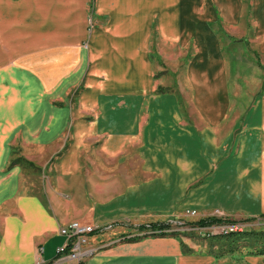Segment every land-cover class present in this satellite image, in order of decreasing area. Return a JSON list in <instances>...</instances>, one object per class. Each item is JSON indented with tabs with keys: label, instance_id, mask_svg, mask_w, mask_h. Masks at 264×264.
Wrapping results in <instances>:
<instances>
[{
	"label": "crops",
	"instance_id": "crops-1",
	"mask_svg": "<svg viewBox=\"0 0 264 264\" xmlns=\"http://www.w3.org/2000/svg\"><path fill=\"white\" fill-rule=\"evenodd\" d=\"M93 1L0 0V264H72L56 253L71 221L102 231L83 264H220L178 235L140 232L186 210L264 220V92L229 109L236 53L223 48L235 28L264 54V0L247 18L241 0L202 14L186 0ZM156 21L165 43L194 28L183 67L168 69L151 43ZM42 159L55 162L37 190L22 164Z\"/></svg>",
	"mask_w": 264,
	"mask_h": 264
},
{
	"label": "rangeland",
	"instance_id": "rangeland-1",
	"mask_svg": "<svg viewBox=\"0 0 264 264\" xmlns=\"http://www.w3.org/2000/svg\"><path fill=\"white\" fill-rule=\"evenodd\" d=\"M215 1H219V0H215ZM250 1L251 0H241L243 4V11H241V16L243 18L244 17L247 18L251 14ZM92 2L94 1L89 0V11L91 8L90 4ZM212 2L213 0H209V1L201 0L200 3L196 4L197 6L192 7L190 0H186L185 3H187V6H185V9H187L191 13L202 14L206 8L213 6L212 4H208ZM157 25H158L157 21L153 23L152 26L153 35L151 36V43L153 44V46H155V48L157 47L158 51L162 54V56L166 60L168 69H176V68L179 69L183 67L192 58L193 53L195 52V48L192 43L193 40H191V36H190L193 33L194 28L192 29V32L190 34L185 33L181 42L175 44L171 42L165 43V41L162 38H160L159 32L157 31L158 30ZM191 27H192L191 23L183 24V29L185 31L191 30ZM228 31L232 36H234L235 39H232V41L230 42L225 39V41L223 42L224 53L226 54V56L228 54L236 53L235 56L232 55L231 57L229 56L231 60L228 58V61L230 60V65L227 71V78L229 82V87H231L230 89L231 105H229V109H231L232 111L243 112L249 107V104L253 100L254 95L264 92V80L263 83L257 80V78L264 79V68H263L264 54L257 55V57L259 56L258 58L254 57L253 50L248 45L243 43L246 41V38H248V36L246 35L245 36L246 38L243 41L242 39L243 37L237 34L238 31L235 30V28L232 29L229 28ZM235 36H237V38ZM254 50L257 52L256 49ZM252 62L256 66L258 65V67L260 68L258 69L255 68ZM169 76L171 75L169 74ZM237 79H239L240 82H237ZM65 141H66V137L64 138L63 142ZM54 162L55 160L53 159L48 161H46V159H42V162L35 166L30 165L31 166L30 167L27 166L26 164H22L25 175H28V179H27L28 182L26 181L28 186L30 187L33 186L37 190L43 188V185L47 182V176L49 173L48 171H50V169L52 170ZM105 164L110 166L107 167L108 170L106 172L108 173H110L112 169H117L114 163L112 165V164H107L105 162ZM121 169L122 172L126 174L127 166H122ZM186 211H184V213H181L180 215L181 217L180 216H176L174 218L171 217L172 219L170 218L171 220L168 221L169 228H171L172 232L178 235L176 236L179 237L181 241L183 242L186 241L187 243H189L188 246H191L190 248L193 249V252L199 251L204 254L212 253L213 255H217V256L222 255L220 258L218 257L220 264H250L248 262L249 261L251 262L252 259L255 258V256L249 255L248 248L246 247L248 243L244 241H237L234 245L233 251L229 252L228 245L223 243L222 239L216 238L221 236V234L217 230H214L216 228L200 229L192 226L191 223L193 221H191V219L185 216ZM218 218L227 219L225 217H218ZM185 222H187V225H184ZM70 223H78L80 225L96 227L95 225L92 224H84L79 221H71L60 227L58 229V234L60 235L59 230L61 228L68 226ZM232 224L238 225V229H240L239 232L264 231V220H247L244 222L237 221L236 223H232ZM96 233L99 232L97 231ZM140 233H144V231ZM93 234L90 235L89 237V246H91L92 243L91 237L93 236ZM109 237L107 240H105L106 243L113 242L114 244L115 242L120 241V240L113 241L112 239L114 238H109ZM144 237L145 236H143V238ZM64 242H65V238H64ZM103 243L104 242L96 243V245ZM91 247H93V249H95L96 251L92 256L90 255L87 258V260L93 257L94 255H96L97 253H99L102 250L101 248H103V247L99 248L95 245H92ZM71 263L73 264V262Z\"/></svg>",
	"mask_w": 264,
	"mask_h": 264
},
{
	"label": "built area",
	"instance_id": "built-area-1",
	"mask_svg": "<svg viewBox=\"0 0 264 264\" xmlns=\"http://www.w3.org/2000/svg\"><path fill=\"white\" fill-rule=\"evenodd\" d=\"M185 213L187 217H194L196 215L195 211H186ZM210 228H216L214 230H217L221 235L240 231L238 225L233 224L217 225ZM97 229V227L80 225L78 223H70L68 226L61 228L59 233L60 236L65 238V242L57 249V255L66 256L67 260L73 262V264H83L96 251L93 247L89 246V237L94 232L96 233ZM98 232H102L101 229ZM166 232H172L171 228L164 231V233ZM143 235L145 233H141V236Z\"/></svg>",
	"mask_w": 264,
	"mask_h": 264
},
{
	"label": "trees",
	"instance_id": "trees-1",
	"mask_svg": "<svg viewBox=\"0 0 264 264\" xmlns=\"http://www.w3.org/2000/svg\"><path fill=\"white\" fill-rule=\"evenodd\" d=\"M17 160L15 163H17ZM237 221L227 220V219H219L216 217H209L206 219H201L198 221H193L191 223L192 226L205 229L210 228L212 226L217 225H224V224H232L236 223ZM184 225H187L185 222ZM145 228V229H144ZM170 229L169 223H156V224H149L148 226L141 227V230L144 231L145 237H166V236H176L177 234L174 232H166L165 230ZM149 232V233H148ZM158 232V233H157ZM142 236V237H143ZM218 239H222L223 243L228 245V251H233L234 245L237 241H244L248 244L246 247L248 248L249 255L259 257H264V231L260 232H232L229 234L221 235L220 237H216ZM184 248V247H183ZM216 258H220L222 255H214Z\"/></svg>",
	"mask_w": 264,
	"mask_h": 264
}]
</instances>
